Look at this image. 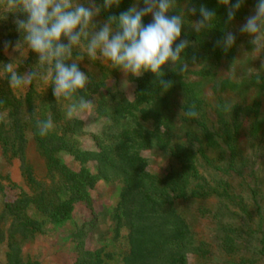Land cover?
I'll use <instances>...</instances> for the list:
<instances>
[{
    "label": "trees",
    "instance_id": "trees-1",
    "mask_svg": "<svg viewBox=\"0 0 264 264\" xmlns=\"http://www.w3.org/2000/svg\"><path fill=\"white\" fill-rule=\"evenodd\" d=\"M135 2L122 0L119 7L102 10L97 23L108 15L118 16ZM255 3L245 0L235 19H244ZM202 4L215 11L216 22L196 33L191 23L200 18ZM192 7L197 9L195 15L189 12ZM181 11L188 21L181 39L186 36L195 43L186 49V58L190 61L195 54L197 65L183 76L165 66L163 79L173 82L167 91L151 72L133 78L129 98L105 91L109 76H115L118 69L74 50L73 58L88 57L92 66L89 69L76 61L90 82L73 99L95 100V114L103 119L99 131L92 134L95 149L78 147L75 135L81 120L60 117L51 84L50 108L44 113L35 103L40 94L34 83L24 93L9 86L3 66L16 63L20 74L36 71L32 60L36 54L26 47L5 50V41L15 44L20 36L14 14L0 19V150L5 158L19 159L25 184L20 187L8 179L10 188L19 192L12 200H4L0 211V240L7 241L4 264H39L22 252L28 239L43 233V220L34 218L31 209L51 223L70 219L76 203L89 201V191L100 181L118 187L116 203L106 213L108 220L106 216L102 220L112 241L125 231L126 248L118 253L106 250V245L84 248L85 238L97 234L101 218L96 214L74 233L78 253L70 264H264V72L245 76L234 70L235 78L227 74L214 82L213 67L232 61L235 53L236 44L227 53L215 46L228 31L223 30L226 6L218 0H177L168 15ZM151 19L146 16L144 23ZM229 31L236 32L237 43L239 33ZM9 52L21 54L20 60L11 58ZM249 87L262 91V101L245 103L243 91ZM102 93L107 99L101 98ZM193 106L200 113L198 119L182 116L178 120L182 108L187 111ZM49 116L54 129L41 137L36 121ZM31 142L40 149V177L37 160L29 155ZM62 152L76 164L63 162ZM151 153L166 160L168 169L156 172L149 163ZM1 178L8 176L0 174L3 194ZM194 203L196 214L186 207ZM203 203L214 206L210 209ZM209 216L215 231L207 236L199 221ZM251 244L258 250H250Z\"/></svg>",
    "mask_w": 264,
    "mask_h": 264
},
{
    "label": "clouds",
    "instance_id": "clouds-1",
    "mask_svg": "<svg viewBox=\"0 0 264 264\" xmlns=\"http://www.w3.org/2000/svg\"><path fill=\"white\" fill-rule=\"evenodd\" d=\"M122 0H0V19H5L9 13L14 14V25L20 39L13 44L5 41L3 47L19 50L26 47L37 55L38 63L44 74L28 71L20 74L15 71L14 63H6L3 68L8 74L7 79L12 89H22L36 79H42L52 86V92L57 101H72L74 95L85 90L90 82L89 76L80 69L73 59L75 49L82 50L92 61L100 60L111 69H118L124 74V84L127 77L140 78L151 72L156 77L160 88L167 91L172 87V81L165 80L164 67L169 66L173 72L184 75L190 66L197 65V57L186 58V49L195 47V43L186 36L181 39L182 28L188 21L183 11L168 15L177 7V0H136L127 10L117 15H108L100 22L96 18L102 10L119 7ZM226 6L228 24H231L245 0H218ZM192 15L197 9H189ZM199 19L191 23L196 33H201L213 27L216 22L214 10L201 5L198 9ZM151 16L149 23H144L146 16ZM240 34L250 37L251 53L254 58L264 54V0H256L253 11L239 25ZM237 35L234 31H225L221 39L216 41V47L227 53L236 44ZM182 54H185L182 56ZM264 66V61H262ZM232 69V68H231ZM233 78L235 71L228 72ZM251 70L249 75H253ZM96 103L94 99L79 100L66 105L65 115L68 119L95 117ZM193 120L200 113L195 106L187 111L182 108L178 120L182 117ZM36 128L39 136L47 137L54 129V122L38 119Z\"/></svg>",
    "mask_w": 264,
    "mask_h": 264
},
{
    "label": "rangeland",
    "instance_id": "rangeland-1",
    "mask_svg": "<svg viewBox=\"0 0 264 264\" xmlns=\"http://www.w3.org/2000/svg\"><path fill=\"white\" fill-rule=\"evenodd\" d=\"M143 6L142 0L139 5ZM253 8H249L246 16L250 15L253 11ZM244 19L236 20L234 19L231 24H228L226 21L223 24V30H231L236 29L239 33L238 28L239 25L244 23ZM240 40L235 45V53L234 59L232 61H225L220 65L213 67L215 71L214 82H219L228 72L236 71L238 74L249 75V71L251 70L253 73L259 74L264 72V66H262V61H264V54L259 57L254 58V55L251 53L252 45L248 43L250 37L246 34H240ZM11 58L14 60H20L21 54H13L9 52ZM33 62L36 63L37 69L36 72L41 75L44 74V69L40 68L38 63L37 55L34 56ZM76 60V57L73 58ZM81 65L91 69V64L89 62L88 57L81 58L79 60ZM106 64V63H105ZM17 64L15 63V67ZM232 68V69H231ZM124 74L118 70L115 76H109L106 84L105 91H112L117 94V96H122L123 98H129L131 95V91L134 88L133 77H127L128 83L124 84ZM34 88L37 94L40 96L35 100V103L38 104V110L41 113H44L45 110L50 108L49 100H50V83H46L42 79H36L33 81ZM209 86H205L206 94H209ZM27 89V86L18 89L19 92L24 93ZM101 98L107 99V96L104 93L101 94ZM243 97L246 99L247 105H252L255 101H262L263 93L262 91L249 87L244 89ZM76 102L74 99L72 101H57L58 104V113L60 117L66 119V105L69 103ZM95 111V109H94ZM81 120V127L78 133L75 135L78 147L82 149H95V142L93 140L92 134L97 133L101 128L102 118L100 117H89L86 120L83 118H79ZM29 155L34 160H37L36 171H38V176H42V163L40 161V149L38 146L31 142L29 146ZM60 159L68 164H76L73 161V157L65 152L60 153ZM149 163L153 167L156 172L161 173L164 170H167L169 167V163L162 159L156 153H151L149 158ZM93 169H96L93 163H90ZM208 173V171H206ZM211 172V171H210ZM213 173V171H212ZM0 174L2 177L6 175L8 178H1V183L5 185L3 194L0 193V211L2 208V202L4 200L10 201L15 197V193L19 192L18 188H10V182L15 183L18 186L25 187L23 177L21 175V167L20 161L18 158H5L3 157L0 150ZM10 180V182L8 181ZM262 193L264 192V187L262 189ZM118 198V187L111 185V183H106L100 181L97 183L93 189L89 191V201H80L76 203L74 211L72 213V217L62 222L51 223L48 219L44 217H40L36 210L31 209V214L34 218H38L43 220V233L36 235L35 237L28 239L22 247V252L24 255L28 256L31 260L38 262L39 264H70L73 262L78 253V245L73 240V235L77 232V229L81 226L82 223L86 221H90L96 214L99 215L101 221L99 223V227L97 229L96 236H92L91 238H85L84 248H94L98 245H106V250L112 249L117 253L119 251L123 252L126 248V239H125V231L121 230L119 236L116 241H112L110 239L112 233L106 232V224H104V216L107 212H110L112 207L115 205L116 200ZM207 208H213L212 203H203ZM196 206L187 205L188 212L196 214ZM106 220V221H107ZM212 219L209 216L206 220H200L199 223L202 225V229L207 236H210L214 233L215 229L212 228ZM102 233V235H101ZM104 233V234H103ZM104 238L102 239L101 236ZM98 237V240H97ZM6 239L0 240V264L5 263L6 258ZM250 250L257 251L258 246L251 244ZM110 262H114V260H109ZM258 264H263V262H259Z\"/></svg>",
    "mask_w": 264,
    "mask_h": 264
}]
</instances>
